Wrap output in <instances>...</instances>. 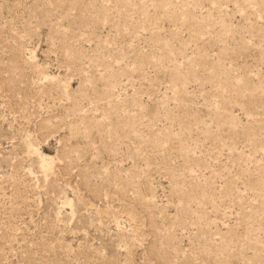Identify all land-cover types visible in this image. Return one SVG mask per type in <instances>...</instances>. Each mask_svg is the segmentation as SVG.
Masks as SVG:
<instances>
[{
  "label": "rangeland",
  "instance_id": "1",
  "mask_svg": "<svg viewBox=\"0 0 264 264\" xmlns=\"http://www.w3.org/2000/svg\"><path fill=\"white\" fill-rule=\"evenodd\" d=\"M0 264H264V0H0Z\"/></svg>",
  "mask_w": 264,
  "mask_h": 264
},
{
  "label": "bare ground",
  "instance_id": "2",
  "mask_svg": "<svg viewBox=\"0 0 264 264\" xmlns=\"http://www.w3.org/2000/svg\"><path fill=\"white\" fill-rule=\"evenodd\" d=\"M45 159V158H44ZM44 161V160H43ZM43 166V165H42ZM43 168H45V166H43Z\"/></svg>",
  "mask_w": 264,
  "mask_h": 264
}]
</instances>
